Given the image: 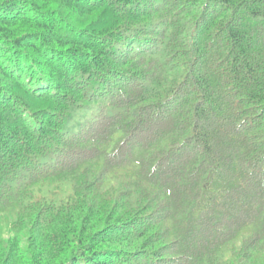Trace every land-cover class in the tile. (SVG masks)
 Segmentation results:
<instances>
[{
	"label": "trees",
	"instance_id": "1",
	"mask_svg": "<svg viewBox=\"0 0 264 264\" xmlns=\"http://www.w3.org/2000/svg\"><path fill=\"white\" fill-rule=\"evenodd\" d=\"M0 264H264V0H0Z\"/></svg>",
	"mask_w": 264,
	"mask_h": 264
},
{
	"label": "rangeland",
	"instance_id": "2",
	"mask_svg": "<svg viewBox=\"0 0 264 264\" xmlns=\"http://www.w3.org/2000/svg\"><path fill=\"white\" fill-rule=\"evenodd\" d=\"M54 201H59V200H56L55 198H52Z\"/></svg>",
	"mask_w": 264,
	"mask_h": 264
}]
</instances>
